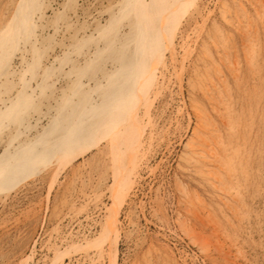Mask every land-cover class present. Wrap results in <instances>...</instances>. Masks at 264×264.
Instances as JSON below:
<instances>
[{
    "label": "rangeland",
    "instance_id": "obj_1",
    "mask_svg": "<svg viewBox=\"0 0 264 264\" xmlns=\"http://www.w3.org/2000/svg\"><path fill=\"white\" fill-rule=\"evenodd\" d=\"M111 1L81 3L95 10ZM11 2L0 0L1 16ZM263 21L264 0H197L178 38L192 51H180L185 67L168 72V86L151 99L147 144L138 155L121 154L120 169L142 160L131 196L118 206L111 195L106 138L65 167L59 160V168H42L0 204V264H264ZM195 106L208 117L214 156L193 157ZM117 211L115 254L102 228H111ZM101 246L105 259L98 260Z\"/></svg>",
    "mask_w": 264,
    "mask_h": 264
},
{
    "label": "bare ground",
    "instance_id": "obj_2",
    "mask_svg": "<svg viewBox=\"0 0 264 264\" xmlns=\"http://www.w3.org/2000/svg\"><path fill=\"white\" fill-rule=\"evenodd\" d=\"M81 2L16 0L7 16L0 15L1 205L9 203L25 178L50 164L59 168V160L65 167L106 138L115 167L109 190L119 206L131 196L129 184L142 161L137 156L140 161H133L132 170L125 165L120 169L121 154L142 151L147 144L145 123L153 119L151 99L162 90L168 72L185 67L187 54L181 57L180 51L192 48L184 36L180 42L178 38L197 0H113L95 10ZM201 111L194 139L198 142L191 143L196 147L193 157L214 156L206 137L211 130L208 117ZM214 144L220 145L218 140ZM118 216V211L112 216L111 228H102L115 254ZM98 249L96 259H105V247ZM59 263L60 258L52 262Z\"/></svg>",
    "mask_w": 264,
    "mask_h": 264
}]
</instances>
